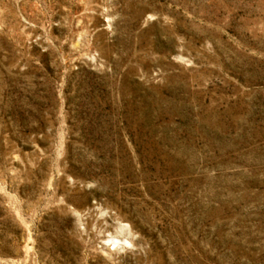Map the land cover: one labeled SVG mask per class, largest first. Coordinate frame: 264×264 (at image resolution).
Segmentation results:
<instances>
[{"label":"rangeland","instance_id":"obj_1","mask_svg":"<svg viewBox=\"0 0 264 264\" xmlns=\"http://www.w3.org/2000/svg\"><path fill=\"white\" fill-rule=\"evenodd\" d=\"M0 264H264V0H0Z\"/></svg>","mask_w":264,"mask_h":264}]
</instances>
